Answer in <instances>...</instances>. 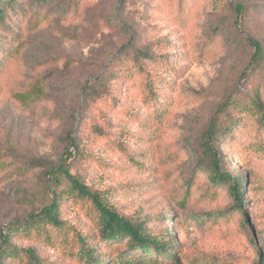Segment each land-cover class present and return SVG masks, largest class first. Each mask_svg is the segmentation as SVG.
I'll return each instance as SVG.
<instances>
[{
    "label": "rangeland",
    "instance_id": "1",
    "mask_svg": "<svg viewBox=\"0 0 264 264\" xmlns=\"http://www.w3.org/2000/svg\"><path fill=\"white\" fill-rule=\"evenodd\" d=\"M89 1L82 16L65 21L55 14L45 22L0 80V154L19 163L0 184V231L50 200L44 172L73 153L71 173L110 196L120 214L162 212L169 231L173 216L185 264H258L250 235L264 231V150L249 147L254 141L246 137V122L222 157L233 175L255 171L259 202H249L252 226L234 215L227 187L216 198L197 193L184 205L179 201L211 123L225 126L240 117L257 94L264 101V63L251 62L249 43L253 38L264 48L258 10L264 0H186L181 8L178 0ZM148 79L154 95L144 88ZM37 82L43 97H17ZM72 126L79 149L67 151ZM231 148L238 153H228ZM31 161L39 169L29 170ZM57 187L68 183L63 178ZM88 213V203L65 197L71 229L92 233ZM44 255L54 264L67 262L54 250Z\"/></svg>",
    "mask_w": 264,
    "mask_h": 264
},
{
    "label": "trees",
    "instance_id": "2",
    "mask_svg": "<svg viewBox=\"0 0 264 264\" xmlns=\"http://www.w3.org/2000/svg\"><path fill=\"white\" fill-rule=\"evenodd\" d=\"M185 2L186 0H178L180 8ZM89 3V0H0V80L7 63L27 50L30 37L45 22L52 20L55 14H61L65 21L82 16ZM236 10L243 15L245 7L238 3ZM258 10L264 15V4L259 6ZM249 43L255 48L251 62L254 65L262 61L264 63V48L261 42L250 38ZM167 66L169 68L168 63ZM105 83L106 77L102 84ZM36 84L32 92L17 94V97L25 102L43 97V87L38 82ZM153 85V79H148L144 84L149 95H154ZM234 107L236 105L231 106ZM241 113L240 117H232L225 126L211 123L201 143L202 156L196 161L194 177L185 185L184 197L179 202L184 205L186 201L193 199L190 198L191 194L197 193L203 198H216L227 187L233 198L236 210L234 215L239 218L242 226L251 227L250 214L253 211H250L249 202L253 200L254 206L259 202L254 180L255 171L246 168L248 173L243 175L241 171L233 175L226 169L222 156L235 140L236 131L245 122L248 130L246 137L254 141L249 147L255 146L264 150V101L261 95L257 94L250 104L245 105ZM72 130L73 133L68 134L67 151L72 148L79 149L76 129L73 126ZM227 152L237 154L238 149L231 148ZM7 157L4 159L0 154V184L9 178L6 170H19L16 158ZM72 157L73 153L67 154L58 166L44 172L50 190V200L37 212L15 220L5 231H0V264H54L44 255L45 250L61 253L64 258L67 257V262L73 264H185L177 244L180 225L177 221L175 223L173 216L170 220L174 222V227L169 231L162 225L165 220V214L162 212L153 215L143 213L142 209L138 208L132 217L120 214L110 201V196H105L71 173L68 162ZM26 166L31 171L39 169L34 161ZM63 178L68 187L58 191L57 186ZM201 178L206 181L201 182ZM66 196L68 199L88 203V214L92 216L93 222L92 233L84 234L68 226L63 217ZM68 238L71 245H66ZM250 241L256 249L258 264H264V231H258L257 236L250 235ZM23 242L25 245H17Z\"/></svg>",
    "mask_w": 264,
    "mask_h": 264
}]
</instances>
